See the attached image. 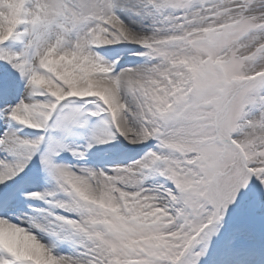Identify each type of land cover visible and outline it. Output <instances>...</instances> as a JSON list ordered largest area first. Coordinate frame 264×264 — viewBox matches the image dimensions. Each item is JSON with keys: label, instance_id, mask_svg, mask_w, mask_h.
I'll list each match as a JSON object with an SVG mask.
<instances>
[{"label": "snow or ice", "instance_id": "6c2138e0", "mask_svg": "<svg viewBox=\"0 0 264 264\" xmlns=\"http://www.w3.org/2000/svg\"><path fill=\"white\" fill-rule=\"evenodd\" d=\"M0 264H264V0H0Z\"/></svg>", "mask_w": 264, "mask_h": 264}]
</instances>
